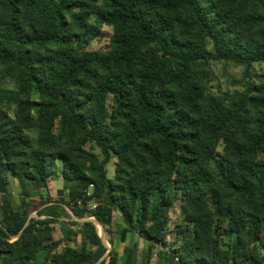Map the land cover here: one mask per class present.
Segmentation results:
<instances>
[{
  "label": "trees",
  "instance_id": "trees-1",
  "mask_svg": "<svg viewBox=\"0 0 264 264\" xmlns=\"http://www.w3.org/2000/svg\"><path fill=\"white\" fill-rule=\"evenodd\" d=\"M262 61L264 0H0V173L48 188L61 160L63 178L43 218L0 196V264H118L132 230L171 264H264ZM218 62L241 88L213 87ZM67 208L103 225L106 255L91 219L55 238Z\"/></svg>",
  "mask_w": 264,
  "mask_h": 264
},
{
  "label": "rangeland",
  "instance_id": "rangeland-1",
  "mask_svg": "<svg viewBox=\"0 0 264 264\" xmlns=\"http://www.w3.org/2000/svg\"><path fill=\"white\" fill-rule=\"evenodd\" d=\"M102 32L100 35L95 37L94 39L90 40L89 43L86 45L87 48H99V47H105L108 43V37L109 34L111 33V28L110 27H105L101 30ZM212 84L215 89L218 90H229L233 91L234 89L241 88L239 84L236 83L237 79H240L242 77L244 67L240 65H236L234 63L228 62H218V63H213L212 65ZM251 71L254 75H263L264 76V61L262 62H256L253 64ZM32 134H35V130L32 131ZM221 147H219V150ZM115 162H116V157L113 156L111 160L109 161L107 165L108 169V175L112 176L114 173V168H115ZM61 167H62V161L57 160V170L59 173V177H61ZM0 175H3L6 180L9 182H4L3 187H4V192L1 193V196L4 200H11L15 206H20L22 199H25L29 204V209H30V216L31 217H41L43 218L44 216L38 215V209H40L43 205L44 202L48 201V203H51L52 200L54 199H61V195L58 193V189L56 190L55 187H52V191L50 192L49 189L40 188L37 189L35 184L33 182H28L26 190H22L19 182L15 180L12 174L10 173H0ZM53 192V193H52ZM68 191H66L67 193ZM67 195V194H66ZM67 197V196H65ZM67 211L69 214H64L58 221L54 223L55 231H54V236L56 239L63 238L64 235L61 230V226H66L69 227L73 230H78L81 221L84 219H87L88 217H83L79 218L75 216L69 208H67ZM180 204L177 203L175 206V209L172 210L171 212V224L170 227L171 229L174 226L175 220L177 217L180 215ZM95 221V219H94ZM96 222V221H95ZM103 234L101 237L105 243L111 247V244L109 243V234L108 232L103 231ZM119 233L116 235V242L117 245L119 244ZM74 238V243H78L80 241V238L77 236H73ZM169 243L172 241L173 235H170L169 237ZM15 239V236L13 237ZM145 239V238H144ZM146 240V239H145ZM131 256H130V261L133 262V264H157V259L160 257L163 259V263L165 264H171L169 259H168V253L171 252V247L168 245V247L164 248H158L156 247L153 249V257L150 259L149 258V247L150 245L147 243L142 244L141 249L136 248V245L134 244V239L132 238L131 241ZM135 247V248H134ZM63 245H59L58 249H62ZM44 255L45 251H41L38 255L36 264H45L44 262ZM123 257H125V254H123ZM126 264V263H124Z\"/></svg>",
  "mask_w": 264,
  "mask_h": 264
},
{
  "label": "crops",
  "instance_id": "crops-1",
  "mask_svg": "<svg viewBox=\"0 0 264 264\" xmlns=\"http://www.w3.org/2000/svg\"><path fill=\"white\" fill-rule=\"evenodd\" d=\"M61 175V174H60ZM5 177L3 176V175H0V196H1V193H3L4 192V187H3V183L4 182H9V180L7 181L6 180V178L4 179ZM15 180H17L16 178H15ZM18 181V180H17ZM19 182V181H18ZM10 183V182H9ZM19 185H20V183H19ZM55 187V189L57 190H59L60 188H62L63 187V178H62V176L61 177H59V176H56V178L54 179V180H52L50 183H49V187H48V189H49V191L51 192L52 191V187ZM20 187H21V189L22 190H25L21 185H20ZM41 188H44V187H41ZM45 189H47V188H45ZM53 193V192H52ZM2 197V196H1ZM54 200H56V199H54ZM92 203H95V204H98L99 202H97V201H92L91 202V204ZM42 216H44L45 217V215H42ZM92 217V216H91ZM114 217L115 218H117V221L118 222H122V214H121V211L120 210H114ZM89 218V217H88ZM95 218V217H94ZM96 219V218H95ZM95 224H96V222H95ZM96 228H97V225H96ZM97 231H98V229H97ZM106 231V230H105ZM63 233V232H62ZM99 233V232H98ZM63 235H64V233H63ZM100 235V234H99ZM116 235L117 234H115V236H114V242H113V247L115 248V250H116V252H117V257H118V264H124L125 262H126V260H127V257H128V255H127V253L125 252V247H129L130 249L131 248H133L132 246H131V243H130V241H131V239L133 238L134 239V244L136 245V248L138 247V248H140L141 249V247H142V244H144V243H147V244H149V245H151V246H153V249H155L156 247H158V248H164V246H161V245H159V244H155V243H153L152 241H149V240H145L144 239V237L143 236H141L137 231H135V230H132V231H130V232H128L127 234H126V239H125V241H121L120 240V236L118 237V239H119V244L117 245V242H116ZM77 237H79V238H81L80 237V235H77ZM104 243H105V241H104ZM110 243V242H109ZM106 244V243H105ZM111 244V243H110ZM60 245H63V248L65 247V245H66V240H63L62 242H61V244ZM106 246L108 247V245L106 244ZM112 248V244H111V247H109L108 249H107V251H106V253H105V255L110 251V249ZM135 248V247H134ZM123 254H125V257H123ZM131 256V255H130ZM130 256H129V259H130ZM104 257V256H103ZM153 257V256H152ZM151 257V258H152ZM150 258V259H151ZM130 263L131 264H133V262L132 261H130Z\"/></svg>",
  "mask_w": 264,
  "mask_h": 264
},
{
  "label": "built area",
  "instance_id": "built-area-1",
  "mask_svg": "<svg viewBox=\"0 0 264 264\" xmlns=\"http://www.w3.org/2000/svg\"><path fill=\"white\" fill-rule=\"evenodd\" d=\"M92 188H93V185L90 184L89 187H88V189H87V194H91V193H92ZM78 203L81 204V201L78 200ZM96 205H97V204L92 203V204H91V207L94 208ZM71 212H72V211H71ZM176 259H177V258H176Z\"/></svg>",
  "mask_w": 264,
  "mask_h": 264
},
{
  "label": "bare ground",
  "instance_id": "bare-ground-1",
  "mask_svg": "<svg viewBox=\"0 0 264 264\" xmlns=\"http://www.w3.org/2000/svg\"><path fill=\"white\" fill-rule=\"evenodd\" d=\"M96 225H97V229H98L99 234L101 236L104 235L103 234V231H104L103 225L101 223H99V222H96ZM108 248H109V246H108Z\"/></svg>",
  "mask_w": 264,
  "mask_h": 264
},
{
  "label": "water",
  "instance_id": "water-1",
  "mask_svg": "<svg viewBox=\"0 0 264 264\" xmlns=\"http://www.w3.org/2000/svg\"><path fill=\"white\" fill-rule=\"evenodd\" d=\"M87 219H91V220L94 221L95 218L92 216V217H89V218H87ZM84 220H85V219H84ZM95 221H96V222H99L97 219H95ZM95 221H94V222H95ZM99 223H100V222H99ZM103 228H104V227H103ZM100 236H101V235H100ZM102 258H103V257H102ZM102 258H101V259H102Z\"/></svg>",
  "mask_w": 264,
  "mask_h": 264
}]
</instances>
